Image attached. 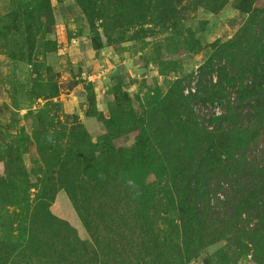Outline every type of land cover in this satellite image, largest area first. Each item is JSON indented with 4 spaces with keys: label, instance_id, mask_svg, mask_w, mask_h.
<instances>
[{
    "label": "trees",
    "instance_id": "1",
    "mask_svg": "<svg viewBox=\"0 0 264 264\" xmlns=\"http://www.w3.org/2000/svg\"><path fill=\"white\" fill-rule=\"evenodd\" d=\"M76 1L91 20L108 17L101 2L110 6L115 21L133 25L150 17L166 31L180 29L185 12L178 0ZM206 1L192 4L213 8ZM228 1L218 0L212 11ZM14 2L0 21V37H13L10 56L31 60L39 46L52 50L54 43L45 38L55 29L51 0ZM258 2L235 0L245 22L231 39L212 45L196 76V94L185 95L191 74L176 80L143 114L128 112L131 120L99 115L108 131L96 143L82 123L59 128L46 108L27 114L35 124L33 135L24 128L0 131V264H43L27 260V253L47 258L46 264H98L100 255L109 263L117 256L115 245L130 256V264H176V254L178 264H187L222 241L226 247L213 264H241L249 256L248 264H264V7ZM187 32L182 28L177 35L198 52ZM160 72L166 74L165 68ZM34 82L38 98L57 97L49 81ZM123 98L129 101L128 95ZM216 99L224 103V113L210 115V131L192 104ZM184 118L192 124L188 139L177 130L180 138L166 148L162 139L167 141L169 130L181 127ZM117 122L135 134L133 147L114 146ZM31 147L38 158L29 168L24 157ZM149 173L156 181L146 183ZM60 191L91 238L97 231L104 235L101 252L97 238L94 245L80 240L76 229L53 214Z\"/></svg>",
    "mask_w": 264,
    "mask_h": 264
},
{
    "label": "rangeland",
    "instance_id": "2",
    "mask_svg": "<svg viewBox=\"0 0 264 264\" xmlns=\"http://www.w3.org/2000/svg\"><path fill=\"white\" fill-rule=\"evenodd\" d=\"M14 1L18 0H0V21L11 11L13 5L17 6ZM178 1H181L179 9L185 8L180 19V29L171 28L166 31L162 24L152 22L153 18L150 17L146 23L136 21L133 25L123 18L115 21L110 6L101 2L98 4L105 7L103 12L106 11L108 17L91 20L76 0H51L55 29L45 38L54 45H51L52 50L49 45H43L45 48L39 46L33 52L31 60L13 59L10 50L8 51L13 37H0V131L16 133L24 128L29 136L33 135L35 124L27 114L31 110L46 108L51 117H56L55 122L59 128L65 124L69 126L82 123L90 133L92 141L96 143L108 131L106 122L100 120L99 115L102 119L119 116L118 122L124 121L125 117L131 120L132 115L125 116L128 112L143 114L154 101L167 94L176 80L191 74L193 76L188 81L187 89L185 88V95L196 94V76L211 52L212 45L216 41L226 42L231 39L246 18L234 8L235 0H229L217 12L212 9L219 5L218 0L205 2L213 8L197 6L192 4L193 0ZM256 6L264 7V0H259ZM182 28L184 33L189 31L186 34L191 32L189 42H195L198 52L192 50L185 37H178L177 33ZM162 68L166 71L164 75L160 72ZM34 81L39 85L49 81L51 87H56L57 97L49 100L45 97L38 98L40 90ZM125 94L129 101L122 100ZM116 100H119L121 106H118ZM48 101L52 105L47 106ZM223 106L224 103L217 99L214 103L192 104L194 113L199 116V120L204 119V125L210 131L214 130L210 115H222ZM118 122L114 127V146L133 147L136 143L135 134L127 132L128 128ZM183 122L181 127L176 124V127L169 130L172 131V139L170 136L167 141L162 139L166 148L169 143H175L180 138L177 130L185 135L183 139H188L189 126L192 124L185 118ZM262 148L264 150V144ZM169 157L172 158L171 155ZM24 158L26 165L31 168L34 160L38 158L35 149L31 147L30 153ZM167 161L169 163V159ZM0 169H3L2 164ZM154 181L156 175L149 173L146 183ZM32 193L35 194V191ZM51 211L76 229L80 240L94 245L97 238L100 244L96 245V252L102 251L104 235L100 237V231H97L96 238H91L65 191L57 194ZM226 244L222 241L210 245L187 264H213V257ZM111 248L117 256H113L108 263L107 257L100 255L98 264H116L121 261V264H130V256L122 253L120 245ZM170 248L172 247L163 251L165 261L170 258ZM67 255L70 256L68 253ZM25 258L33 263H47V258L38 259L33 255L30 258L28 253ZM178 258L176 254V264L180 261ZM249 258L251 256L246 258L247 261ZM247 261L243 260L241 264H248Z\"/></svg>",
    "mask_w": 264,
    "mask_h": 264
},
{
    "label": "built area",
    "instance_id": "3",
    "mask_svg": "<svg viewBox=\"0 0 264 264\" xmlns=\"http://www.w3.org/2000/svg\"><path fill=\"white\" fill-rule=\"evenodd\" d=\"M189 92V90H187Z\"/></svg>",
    "mask_w": 264,
    "mask_h": 264
}]
</instances>
